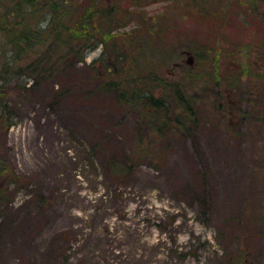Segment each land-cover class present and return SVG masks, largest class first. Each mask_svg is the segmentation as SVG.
<instances>
[{
  "label": "rangeland",
  "instance_id": "374dc122",
  "mask_svg": "<svg viewBox=\"0 0 264 264\" xmlns=\"http://www.w3.org/2000/svg\"><path fill=\"white\" fill-rule=\"evenodd\" d=\"M17 1L0 0V27H7L1 13ZM134 2L147 14L171 10L182 17L176 12L181 5L168 7L169 0H117L121 17L123 8H131L125 29L139 13ZM37 18L28 19L29 27ZM248 18L264 23L261 16ZM233 28L224 30L233 34ZM3 32L0 62L10 43ZM98 54L89 52L84 64ZM179 57L180 64L195 61L186 48ZM84 64L39 86L16 88L12 81L6 87L17 122L0 133V155L21 182H29L12 185L1 204L0 264H264V111L249 79L242 80V93L227 95L237 109L201 107L193 131L165 133L149 147L150 156L162 157L158 168L137 156L117 183L97 162L110 151L123 158L131 153L127 136L134 117L120 119L105 97L90 93ZM181 70L161 68L171 77ZM60 87L64 94L57 96ZM101 137L91 153L89 142Z\"/></svg>",
  "mask_w": 264,
  "mask_h": 264
},
{
  "label": "trees",
  "instance_id": "16d2710c",
  "mask_svg": "<svg viewBox=\"0 0 264 264\" xmlns=\"http://www.w3.org/2000/svg\"><path fill=\"white\" fill-rule=\"evenodd\" d=\"M112 1L115 4L18 0L1 13L7 27L0 30L10 43L0 62V133L17 122L6 99L9 82L15 81L16 88L50 82L83 63L86 54L98 45L101 55L84 65L87 75L83 80L91 84L90 93L106 98L120 119L129 115L135 121L127 136L131 153L123 158L110 151L97 162L117 183L130 174L137 156L156 161L158 168L162 157L150 156L149 147L165 133L193 131L200 122L201 107L209 103L218 113H225L227 106L237 109L234 99L226 98L230 92H243L244 78L249 79L248 88L255 90L252 94L260 99L258 104L264 111V23H249L248 18L264 17V0H169L168 7L181 5L176 8L182 15L180 21L171 10L147 14L134 2L131 6L139 13L130 16L135 25L129 29L124 21L131 8H123L126 17H121L117 0ZM30 17H38L32 27L28 25ZM229 24L235 27L230 29L233 34L224 30ZM190 26L195 30L189 31ZM248 30L253 33L245 37ZM180 48L191 51L195 59L192 65L178 62ZM251 56L258 63L256 68L251 67ZM171 65L182 69L175 77L170 76L172 72H161L163 66ZM54 92L61 96L64 89ZM247 92L250 94V89ZM206 115L210 116L208 109ZM102 141L103 137L90 141L88 150L93 153ZM20 180L24 178L0 155V207L9 200L12 185L17 189L29 182ZM204 189L198 191L200 200H204Z\"/></svg>",
  "mask_w": 264,
  "mask_h": 264
}]
</instances>
